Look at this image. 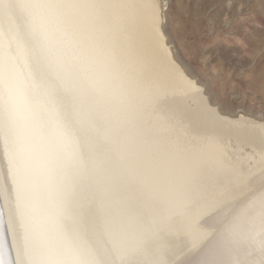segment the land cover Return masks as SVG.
Returning a JSON list of instances; mask_svg holds the SVG:
<instances>
[{"label":"snow or ice","instance_id":"obj_1","mask_svg":"<svg viewBox=\"0 0 264 264\" xmlns=\"http://www.w3.org/2000/svg\"><path fill=\"white\" fill-rule=\"evenodd\" d=\"M208 7L0 0V201L15 264H264V117L241 121L254 133L247 169L231 153L190 151L176 134L185 119L222 142L226 118L162 109L164 84L125 44L138 27L167 45L170 14L178 33L195 32ZM174 75L183 95L203 96L183 65ZM218 173L240 198L202 223L204 182Z\"/></svg>","mask_w":264,"mask_h":264},{"label":"rangeland","instance_id":"obj_2","mask_svg":"<svg viewBox=\"0 0 264 264\" xmlns=\"http://www.w3.org/2000/svg\"><path fill=\"white\" fill-rule=\"evenodd\" d=\"M243 13L228 0H209L201 24L193 32L169 22L164 25L173 58L200 80L208 102L222 114L264 117V8L259 0ZM229 13L231 20L229 21Z\"/></svg>","mask_w":264,"mask_h":264},{"label":"bare ground","instance_id":"obj_3","mask_svg":"<svg viewBox=\"0 0 264 264\" xmlns=\"http://www.w3.org/2000/svg\"><path fill=\"white\" fill-rule=\"evenodd\" d=\"M164 40V36L153 35L138 27H130L125 38L126 47L133 57L143 59L147 68L156 73L160 77L162 84H164L167 96L160 99L161 108L167 111L168 108L179 104L189 116L207 107L218 111L215 106L208 102L204 93L203 96L196 98L183 95L181 85L174 75L175 69L179 68L180 65L173 58ZM219 113L222 117L226 118L228 125H230V127L226 126L223 131L222 142L205 140L198 134L199 130L196 122L190 119H185L177 127L176 134L190 151L202 150L214 154H219L220 152L231 153V157L229 158L230 163L238 166L242 165L247 169L249 165L255 163L250 158L252 149L246 147L247 139L254 133L252 129L241 123V121H259L244 117L243 115L230 116L221 112ZM217 175L220 176L219 182H214L211 179L204 182V199L197 209V212L203 216L202 223L208 219V216L217 207L226 206L229 202H238V198H240L238 188L224 192L223 185L227 181L222 173H218ZM0 210L4 213L3 219L5 221L3 228L0 229V264H15V248L7 230L8 213L3 201H0ZM10 249L11 256L9 254Z\"/></svg>","mask_w":264,"mask_h":264},{"label":"water","instance_id":"obj_4","mask_svg":"<svg viewBox=\"0 0 264 264\" xmlns=\"http://www.w3.org/2000/svg\"><path fill=\"white\" fill-rule=\"evenodd\" d=\"M7 231V230H6ZM6 237H7V235H6ZM8 238V237H7ZM8 240V239H7ZM8 242V241H7ZM7 245H8V243H7ZM10 248V247H9ZM9 254H10V256H11V249H10V251H9Z\"/></svg>","mask_w":264,"mask_h":264}]
</instances>
